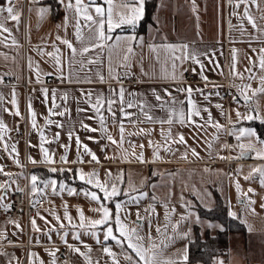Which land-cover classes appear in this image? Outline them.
I'll return each instance as SVG.
<instances>
[{
    "label": "crops",
    "instance_id": "0c3cea01",
    "mask_svg": "<svg viewBox=\"0 0 264 264\" xmlns=\"http://www.w3.org/2000/svg\"><path fill=\"white\" fill-rule=\"evenodd\" d=\"M119 2L120 0H116V3ZM236 2L237 0H157L150 22L143 28H140L138 24L135 29L134 34L138 40L134 43L133 54L129 56L127 62L124 61L126 51L124 44H120L111 51L106 47L103 50L90 51L83 57L80 56L82 47L90 42L89 32L86 28L82 29L83 40L77 41L74 35L76 31L74 14L67 12L58 0H26L24 9L21 3L12 4L15 11L20 13L19 21L5 23L11 31L10 37L8 33L0 35V39L8 37L6 41L8 46L0 44V80H2L0 82V97H2L0 121H3L7 129L3 134V141L0 142V167L4 170L0 173V183H9L7 192L0 191V195L4 196L3 201H0V233L3 234L0 236V243L6 237L11 238L9 245L0 246V264H29L30 253L34 254L32 264H41V262L51 264L53 257L49 255L50 252H55L56 264H88L85 255L81 253L90 258V264H113L114 259L118 261V264H130L125 259L126 255H131L133 260L137 259L126 244L122 248L114 241H105L103 229H97V237L94 238L90 234H85L84 229L79 227L72 229L68 221L63 219L65 205L73 224H79L78 209L83 211L86 220L99 218L98 213L93 211L98 206L83 194L84 191L89 190V186L74 177L78 169H82L85 173L95 171L101 181L105 179L109 171L113 174V178L123 173L122 182H117V186L124 191H129L131 196L143 193V198L135 203H129V196L122 193L113 198L108 206L114 212L116 202L125 204V211L128 213L126 223L130 226L139 212L141 220L138 231L142 236H151V243L157 246V259L162 262L171 260L176 264H183L184 249L188 250L191 226L196 223L202 227L215 224L200 218L197 207L205 208L202 205H211L210 208H212L217 196L225 205L228 215L231 189L238 182L236 169L232 173V165L264 163V160L255 158L254 152L246 157H240L238 141L233 134L237 133L241 127L254 129L247 124L250 121L237 120V111L242 114L250 110L259 111L260 116L264 117V93L253 96L249 91L251 100L245 104L239 90V86L246 84L251 85L252 89L261 87L259 77L264 76V72L259 70L258 54L260 49L264 48V19H262L264 0H248L247 4H241L239 8L235 6ZM193 5H195V11H193ZM6 6L7 0H0V7ZM245 7L256 23L255 28L244 18ZM40 8H47L49 11L41 17L38 14ZM5 16L6 13H0V22L4 21ZM66 16L67 27L64 26ZM131 34H133L132 30L125 27L117 29L113 36ZM139 38H142V43ZM12 39L16 41L15 46L12 45ZM64 39L70 41L77 49L74 58L66 45L61 43ZM109 43L112 44L114 41ZM164 44L187 45L188 53L196 54L199 62L204 65L203 70L191 59L187 61L191 73L199 82L186 81V61H176V80L164 78L165 74L172 72L171 61L165 63V53L160 47ZM149 45L157 48L159 60L157 52L152 51ZM56 49H59L61 57L59 72L56 71L54 58L46 54L55 52ZM233 50L236 57L235 70L243 76V79L233 76ZM41 51L45 55H40ZM249 57L256 63V67L250 63ZM89 58L96 62L88 64ZM81 61L84 62L83 67H81ZM125 64L126 66H121ZM110 66L113 75L118 76L119 80L110 77ZM37 67L41 74V83L36 82ZM249 68H252L255 79L248 78L249 72L246 69ZM201 71L207 77V81L201 79ZM129 74H134L138 80L135 87L121 80ZM101 76L104 78L103 82L100 80ZM53 78L58 79V83L46 82ZM5 80H8L10 85H6ZM23 83L27 84L26 89L22 86ZM121 87L125 90V104L131 100L137 105V107L126 109L133 113L131 121L134 123L124 120L125 143L122 148L109 143L100 131L89 132L82 127L83 124H87L99 129L98 119L87 102L88 93L92 94L94 103L97 96L102 95L108 98L112 96L113 91H118ZM188 87L193 89L192 101L201 109V116L193 118L195 125L177 122L171 126L166 123L161 125L147 121L145 115L141 113L140 104L144 105L143 113L151 115L153 121L166 120L168 107H183L186 111L187 93L177 89ZM42 88L48 89L47 104L43 102L44 97L40 91ZM165 89L171 93L170 97L165 94ZM53 90H55L58 105L54 111L64 112V115L50 117L53 122L45 125ZM13 93L16 108L11 103ZM157 95L161 97L160 101H157ZM29 102L35 112L36 129L32 128L28 115ZM161 104H164L163 108ZM216 105L222 107L217 108ZM17 108L20 116L13 114ZM5 109L9 111L6 112ZM203 109L208 111L205 112ZM113 110L119 121V105H113ZM209 112L212 124L207 123ZM104 115L108 134L119 140V122L114 125L113 118L107 111ZM215 123L221 125L219 130L214 127ZM58 124L62 127H57ZM41 128L49 141L44 144V147L56 161L51 165L40 163L42 157L38 130ZM169 128H171L173 139L183 135L186 143H173L169 140L166 144L161 132L163 129V132L167 134ZM140 129L144 132L141 133ZM16 132L22 136L25 135V138L17 137ZM57 133H59L58 140ZM69 133H72L71 140H69ZM77 136L82 145H86L98 157L99 163L90 162L91 158L83 154V148L79 149L83 163L60 162V157L65 154L68 161L77 159L78 149L75 143ZM149 141L152 142L151 147ZM243 142L247 143V141ZM5 144L8 145L7 151L4 150ZM130 144L136 146L134 149L136 154L143 151L144 159L148 162L141 163L132 155H129L126 160L121 159L124 150L128 153L133 151ZM13 145H15L16 153H12ZM61 145H68L67 150ZM140 145H144L143 149L139 147ZM156 145L161 147L156 149ZM165 147L170 148L171 151H166ZM193 149L198 155H192ZM154 150L157 151L159 159H154ZM29 157L37 163H31ZM16 160L19 161V166ZM25 164H27L26 167ZM52 168L56 171H50ZM68 169L72 171H67ZM4 173L11 174L10 179ZM32 175L38 177L37 184L42 189L39 194L31 192L30 177ZM48 179H55L58 184L63 182L67 188L76 189V193L69 195L67 191L60 192L57 189V193L53 194L51 186L45 189L41 183ZM25 183L32 200L43 198L44 204L39 206L33 204L34 208L27 219L22 214L14 219L4 218L1 211L9 203L12 192L16 191L17 187L21 190ZM130 185L136 191H131ZM255 191L264 198V187H256ZM189 212L192 213L191 216L188 215ZM52 213L60 217L65 225L63 229L60 228V224L54 219ZM166 213L169 217L168 221H165ZM124 214L125 212L122 211L121 215ZM41 216L45 219H40ZM182 216L186 219L182 220ZM33 219L36 220L40 231L33 230L31 224ZM16 224L19 227H16ZM166 224L167 227H165ZM174 224L177 225L175 231L172 227ZM158 226L159 233L156 231ZM64 232L68 235L62 240L61 236ZM73 232L80 234L79 240L72 238ZM185 233L188 234L187 238ZM230 233L232 232H227V243ZM145 242L147 243V240ZM69 245L79 248L80 251H73ZM84 245L88 247L85 248ZM63 247H66L68 252L66 260L58 255ZM104 247L111 249L115 254L114 258L103 251ZM225 257L226 253L223 256H216L211 264H216V258L220 259L218 264H225ZM187 264L190 263L187 262Z\"/></svg>",
    "mask_w": 264,
    "mask_h": 264
},
{
    "label": "snow or ice",
    "instance_id": "6c2138e0",
    "mask_svg": "<svg viewBox=\"0 0 264 264\" xmlns=\"http://www.w3.org/2000/svg\"><path fill=\"white\" fill-rule=\"evenodd\" d=\"M60 4L64 5V8L67 12H72L74 14L75 18V33L76 39L78 42H81L83 40V34L82 29H87L89 32V44L82 47L79 54L80 56H85L90 51H95L96 49L103 50L104 48H108L110 51L120 46V44H124L126 46V51L124 55V61L127 62L129 59V56L133 54V46L134 43L137 42L138 37L134 34L135 29L137 28L138 24L143 20L145 16V3L146 0H120L119 3H116V0H102V2H98V0H58ZM248 0H237L236 7L239 8L241 4H247ZM49 10L47 8H40L38 10V14L43 17L45 13H47ZM193 11H195V5H193ZM0 13H6V16L4 17V21L0 22V35L3 33H8V37L11 36V31L5 26V23L7 21H15L18 22L20 18V13L15 11L14 7L12 6V0H7V6L6 7H0ZM244 18L248 20V23L252 25L253 28L256 27V23L254 19L251 17V15L248 13L247 8L245 7L244 10ZM67 16L64 20V26L67 27ZM264 19V17H262ZM83 21V23H81ZM127 27L128 29L132 30L133 34L128 36H122V35H116L113 36V33L117 29H123ZM8 37H4L3 39H0V44H4L5 46H8L6 41ZM57 39H60L57 37ZM140 39V43H142V38ZM109 41H114V43L110 44ZM61 43L66 45V47L70 50L72 57L74 58L77 54V49L73 46V44L64 39L61 40ZM12 45H16L15 39H12ZM149 47L152 49V51L157 52V48L155 46L149 45ZM163 48L165 53V63H167L169 60L171 61V67L172 72L165 74V79H172L176 80V61H187L189 59L192 60L193 63H197L200 65L201 70H203L204 65L199 62L197 56L195 53L189 54L187 50V45H172V44H164L160 46ZM179 52L180 54L177 55L176 53ZM49 57H53L55 64H56V71H60V65H61V57L59 55V49H56L55 52H49L46 53ZM40 55H45L43 51L40 52ZM7 58V57H5ZM157 59L159 60V53L157 52ZM235 50H233V65H232V71L233 76L238 77L240 79H243V76L236 72L235 70ZM250 63L253 65V67H256V63L252 61V58L249 57ZM96 61L89 58L87 60L88 64H93ZM31 66V65H30ZM84 66V62L81 61V67ZM121 66H126L121 65ZM218 67V65H217ZM258 67L261 72H264V48L260 49L258 54ZM195 71V70H193ZM246 71L249 72V79H255V76L252 74V68L246 69ZM36 72V82L41 83V74L39 72V68L37 67L35 69ZM109 75L112 79L119 80V77L116 75H113V70L111 66L109 67ZM201 79L207 81V77L203 75V71L200 73ZM103 77H100L101 82H103ZM260 88L252 89L251 85H242L239 86V90L241 93V97L244 99L245 104L249 103L251 100V97L248 95V92L251 91L252 95H256L257 93H264V76H260ZM2 82V80H0ZM41 95L44 97V103L47 104L48 102V89L42 88ZM177 91L186 92L187 93V110L183 107L181 108H175V107H168V118L166 120H159V121H153V117L151 115H148L147 113H143L144 105L140 104L139 108L142 114L145 115V118L149 122H157L161 125L168 124L172 125L174 122L180 123V124H192L195 125L194 117H200L201 116V109H199L194 102L191 99V94L193 92V89L191 87H188L187 89H177ZM165 94L167 96H171V93L168 92L167 89H165ZM132 95V94H130ZM125 90L123 87H121L118 91H113L112 96L105 98L102 95L97 96L95 99V102L92 101V94L88 93V103L90 107L92 108L93 112L95 113V117L98 119L99 123V129L92 128L91 126L87 124H83L82 127L89 131V132H95L100 131L104 136H106L109 143L117 145L118 147L123 146L125 143L124 139V132H125V126H124V120L127 119L129 122L134 123L131 121V117L133 113L126 111V109H131L133 107H137L136 104H134L131 100L125 104ZM63 99H66V97H62ZM157 101L161 100V97L159 95L156 96ZM0 100H2V97H0ZM12 106L16 108V99L15 94L13 93V99L11 101ZM166 103V102H165ZM182 104L184 102H181ZM119 105V114L120 119L117 121L116 119V112L113 110V105ZM161 108L164 107V104L160 105ZM58 105L56 104V94L55 90L52 92L51 96V107L48 110V118L45 119V125L51 124L53 121L50 119V117L54 115H60L63 116L64 112H55L54 109H56ZM217 108H221V105H216ZM5 111H9L8 109H5ZM107 111V113L113 118V124L115 125L117 122H119V133H120V139L116 140L113 138L112 135L108 134V127L106 123V118L104 115V112ZM203 111L207 112V109H203ZM16 116H20V112L17 108V110L13 113ZM28 115L30 118L31 126L33 129L37 128L36 119H35V112L32 108L31 102L28 104ZM237 120H246V121H252V120H259L261 123H264V117H261L259 114V111H249L246 114H242L239 111L236 112ZM90 119L92 117H89ZM207 123L212 124V117L211 113L208 114V120ZM57 127H62V125H57ZM214 127L219 130L221 128V125L219 123H215ZM7 131L5 124L3 121H0V142L3 141V134ZM140 132L143 133L144 130L140 129ZM38 134L40 137V153H41V161L40 163L44 164H54L56 161L51 158L49 154V150L44 147L45 143H48L43 128L38 130ZM135 134V133H132ZM236 136V139L238 141L237 147L240 149V157H244L250 153H255V158L264 160V139H261L257 132L252 128L247 127H241L238 129L237 133H233ZM131 135V134H130ZM162 139L165 140L166 144L169 140H171L173 143H186L184 140L183 135H180L178 139H173L171 136V128L168 129L167 134L161 132ZM56 139H59V133L56 134ZM72 139V133H69V140ZM89 139H94L93 137H89ZM247 141V143L243 142ZM75 143L78 149V155L77 159L74 161H68L67 155H62L60 157L61 163H83L84 161L81 158V155L79 153V149L83 148V154L89 156L90 162L99 163L98 157L86 146L82 145V142L79 138V136L76 137ZM130 143V142H129ZM130 146L133 148V151L131 153H128L127 150L123 151L121 159L126 160L129 155H132L135 157L136 160H138L141 163H145L148 161H145L143 151H141L139 154H136L134 151L135 145ZM149 146H152V142L149 141ZM61 147L65 148L67 150L68 145H61ZM141 149H143L144 145L139 146ZM161 145H156V149H159ZM4 150H8V145H4ZM166 151H171L170 148L165 147ZM12 153H16L15 145L12 146ZM11 155V154H10ZM192 155L196 156L198 155L195 150H192ZM154 159H159L158 153L156 150L153 152ZM108 157H106L107 159ZM186 158V157H184ZM29 160L31 163H37V161L33 160L31 157H29ZM17 165L19 166V161H15ZM3 168L0 167V173H3ZM50 171L55 172L56 169L52 168ZM61 171H64V169H61ZM67 171H72L71 169H68ZM6 176H9V179L11 177V174L4 173ZM259 176L261 186L264 187V167H255L251 170L249 177L255 178L256 176ZM74 177L78 178L79 181L83 182L84 184L89 186V190L84 191V196L88 199H90L91 202H94L98 207L93 209L96 213H98V217L96 219L88 218L87 220L84 217L83 211L81 209H78V216H79V224H73L72 218L69 215L67 211V206L65 205V211L63 219L65 221H68V225L75 229L79 227L80 229L85 230V234H90L92 237H97V229H103V239L105 241H114L116 245L121 246L122 248L126 244L127 248L131 250L135 254V257L137 259L133 260V257L131 255H126L125 259L130 262V264H176L175 261H160L157 259L158 253H157V246L155 244L151 243V236L148 235L147 237L140 235V232L138 229L140 228L139 221L141 220V217L139 215V212L136 214V220L132 221V226H130L126 221L128 220V213L125 211L126 205L122 204L120 202L115 203V211L113 212L109 206L108 203L113 201V198L121 195L122 193L124 195L129 196V203H135L138 202L139 199L143 198V193H140L137 196H131V193L129 191H124L123 189H120L117 186V182H122L123 173H120L115 178H113V174L109 171L106 173L105 179L101 181L98 174L93 172L85 173L82 169H78L74 173ZM249 177H245V179H249ZM38 177L36 175H32L30 177V187L31 192L33 194H39L42 192V189L38 187L37 184ZM14 182V181H11ZM43 183L44 188H48L51 186L53 194L57 193V189L60 192L67 191L69 195H73L76 193V189L74 188H67L66 185L63 182H58L55 179H48L41 181ZM9 187V183H0V191L7 192ZM131 191H136L134 187L130 185ZM17 190H20L17 187ZM236 190L238 193V198L240 194V185L236 184ZM248 192H253V189L249 188ZM102 194V195H101ZM245 197H247V193L244 194ZM4 196L0 195V201H3ZM242 202V201H241ZM38 203V201H33V204ZM247 203L249 205L253 204L254 201H252L250 198L247 199ZM10 208V205L7 206ZM262 208H264V204L261 205ZM124 211L125 214L122 216L121 212ZM54 219L57 221V223L60 224V228L63 229L65 227L64 223L60 220V217L56 216L55 213H52ZM189 216L192 215L191 212L188 213ZM229 216L235 218V214L229 211ZM40 219H45L44 217H40ZM181 219H186V217L182 216ZM169 217L168 214H165V221H168ZM45 223H48V221H45ZM32 228L34 231H40L36 224V220L33 219L31 221ZM16 227H19L18 224H16ZM167 227V224L165 225ZM173 230L177 228V225H172ZM209 227H220L218 225H209ZM223 228L221 227V231ZM156 231L159 233L160 228L157 227ZM3 234L0 233V236ZM68 233L64 232L61 236V239L63 240L65 236H67ZM185 238H187V233L184 234ZM74 240L80 239V234L77 232H73ZM147 240V243L145 242ZM66 243V240H65ZM82 243V242H81ZM85 248H87V245H84ZM69 248L73 251L79 252V248H75L73 245H69ZM90 251V249H89ZM103 251L114 258V253L111 251L110 248L104 247ZM49 255L53 257L51 264H56L55 262V252H50ZM81 255H85V260L88 261V264H90V258L84 254L81 253ZM34 254H29V264H32V257ZM188 262V250L187 248L184 249V255H183V264H187ZM42 264V262H41ZM113 264H118V261H115Z\"/></svg>",
    "mask_w": 264,
    "mask_h": 264
},
{
    "label": "rangeland",
    "instance_id": "374dc122",
    "mask_svg": "<svg viewBox=\"0 0 264 264\" xmlns=\"http://www.w3.org/2000/svg\"><path fill=\"white\" fill-rule=\"evenodd\" d=\"M255 167H264V163L232 165V171L236 169L237 172L238 182L236 184L240 185V194L238 198L236 186L233 185L228 212L235 214L234 219L243 225L244 232L230 233L225 264H264V208L261 207L264 204V198H261L260 194L255 191L256 187L261 186L259 176L249 177L251 170ZM245 177L249 179L246 180ZM249 188L253 189V192H248ZM248 198L254 203L249 205ZM241 200L243 202L240 203ZM202 206L211 207V205ZM219 261L220 259L216 258V264Z\"/></svg>",
    "mask_w": 264,
    "mask_h": 264
},
{
    "label": "trees",
    "instance_id": "16d2710c",
    "mask_svg": "<svg viewBox=\"0 0 264 264\" xmlns=\"http://www.w3.org/2000/svg\"><path fill=\"white\" fill-rule=\"evenodd\" d=\"M157 0H146L145 16L139 23L143 28L150 22ZM251 125L261 139H264V123L250 121ZM200 218L208 220L212 225L220 227H209V224L201 226L196 223L191 226L190 238L188 242V262L211 264L216 256H223L227 249V232H244L243 225L236 219L231 218L226 213V207L222 200L216 196L215 205L212 208L197 207ZM211 225V224H210ZM221 227L223 230L221 231Z\"/></svg>",
    "mask_w": 264,
    "mask_h": 264
},
{
    "label": "built area",
    "instance_id": "2783aa9c",
    "mask_svg": "<svg viewBox=\"0 0 264 264\" xmlns=\"http://www.w3.org/2000/svg\"><path fill=\"white\" fill-rule=\"evenodd\" d=\"M16 3H21L22 8L24 9L25 5H26V0H12V4H16ZM185 69L187 71L186 81L188 83L199 82L196 79V77L191 73L188 61L185 62ZM121 80L123 82L129 84L132 87H135L138 84V80L136 79V76L134 74H129L127 76H124V77H122ZM46 82L48 84H56V83H58V79L53 78V79L47 80ZM5 84L10 85L8 80H5ZM22 86L24 87V89L27 88L26 83H23ZM228 96H232V95L228 94ZM16 136L22 137L23 139L25 138V135L22 136V134H20L19 132H16ZM26 166H27V164H25V167ZM36 201H38V203H35L36 206L44 204L43 198H39ZM9 205H10V208L7 207ZM33 208H34V206H33L32 196L28 190L27 183H25L24 187L21 190H16V191L12 192V194L10 196V201L2 209L1 214L6 219H14L21 214L27 219L28 214L30 213V211H32ZM10 243H11V238L6 237L5 240L2 243H0V246L9 245ZM58 255L62 259L66 260L68 257L67 248L66 247L61 248L58 252Z\"/></svg>",
    "mask_w": 264,
    "mask_h": 264
},
{
    "label": "water",
    "instance_id": "95a60500",
    "mask_svg": "<svg viewBox=\"0 0 264 264\" xmlns=\"http://www.w3.org/2000/svg\"><path fill=\"white\" fill-rule=\"evenodd\" d=\"M247 156V155H246ZM246 156H244V157H246Z\"/></svg>",
    "mask_w": 264,
    "mask_h": 264
}]
</instances>
